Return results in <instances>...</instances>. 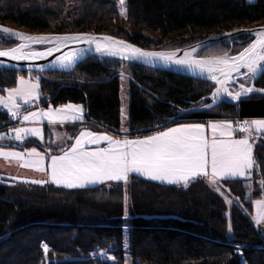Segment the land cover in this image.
<instances>
[{
    "label": "trees",
    "instance_id": "trees-1",
    "mask_svg": "<svg viewBox=\"0 0 264 264\" xmlns=\"http://www.w3.org/2000/svg\"><path fill=\"white\" fill-rule=\"evenodd\" d=\"M263 24L264 0H126L124 14L116 0H0V25L30 34H107L148 50L184 48L213 34ZM248 42V36H241L196 55H233ZM15 45L0 33V49ZM28 74L0 70V94L15 87L18 76ZM37 75L40 107L81 105L86 112L84 126L110 133L121 130L122 76L129 94L128 131L160 125L180 109L202 106L208 102L202 98L214 88L104 57L85 58L69 73ZM249 82L244 81L245 86ZM255 86L264 88V72ZM1 110L0 132L19 126L18 119L11 120ZM235 118L264 119V97L222 103L176 123ZM17 142L7 139L0 146L32 147L45 153L64 148L51 144L47 130L41 140H27L22 147ZM255 159L253 176L261 182L259 192L255 187V194L249 196L250 188L242 180L221 184L237 197L228 217L223 214L222 197L202 179L182 187L131 176L126 216L121 182L67 189L20 183L0 174V264H124V229L129 234L131 264H264V227L256 228L250 219L252 201L264 198V143L257 147ZM94 252L114 259L93 256Z\"/></svg>",
    "mask_w": 264,
    "mask_h": 264
},
{
    "label": "snow or ice",
    "instance_id": "snow-or-ice-1",
    "mask_svg": "<svg viewBox=\"0 0 264 264\" xmlns=\"http://www.w3.org/2000/svg\"><path fill=\"white\" fill-rule=\"evenodd\" d=\"M0 31L25 42L9 51H0V57H8L16 61L51 56L54 50H60L62 44L67 46L73 41H84L90 45L95 44L96 53L108 57H119L130 61L140 60L145 63L159 60L175 65L179 69L206 72L208 78L216 85L212 93L214 102L224 96L235 101L242 95L258 91L254 87H246L244 83H240L239 91L233 93L229 90V85L238 83L239 77L254 80L259 71H264V29L249 33L256 39L238 55L202 60L190 58L191 54L198 50L197 48L185 51L183 57H177L175 52H145L107 36L102 38L90 35L33 37L9 33L8 29H0ZM233 35L228 34L227 38L231 39ZM219 39L221 38L212 37L198 47L205 48ZM101 40L103 43L98 42ZM45 43H53L54 48L49 47L41 52L25 51L31 44ZM81 51L83 50L73 49L62 59L57 58V62L61 67H71L79 59ZM241 69L246 71L241 73ZM38 88V82L31 83L29 80L20 78L18 87L8 90L6 98L0 97V105L6 108L13 118H16L21 107L17 98L24 105H29L38 99V95H34ZM121 114L123 117V109ZM83 118V109L69 104L56 109L49 108L47 111L28 112L23 116V121L38 124L46 119L50 124L69 121L75 124ZM166 123H176V118ZM207 128L211 130V139L208 138L206 126L203 123H176L174 127H167L165 130L156 131L153 135L135 139L82 130L66 151L61 150L62 154L58 155L50 154L46 168L45 155L38 152L36 148H32L28 153L30 157L34 156L36 159L26 166L34 167L37 171H45L52 184L67 189H82L105 182H127L131 173L169 185L183 183L185 187L200 177H209L210 183H215L219 178L247 179L251 175L250 170L254 164L249 139L253 131L264 134V120H253L250 123L245 121L238 128H233L230 122H213L208 124ZM14 131L15 139L21 142L29 135L41 137L40 127H17ZM121 131L127 132L128 129L122 124ZM237 131L246 135L235 139L234 133ZM89 145L94 147L89 149ZM0 156L23 158V153L0 150ZM30 183L43 184L45 181L33 180ZM228 202L231 203V201ZM253 206L255 208L253 220L257 225L264 224V198L255 200ZM229 231H231L230 226ZM47 251L45 246V252ZM100 255L103 257L106 253L102 252ZM106 258L114 259L111 256Z\"/></svg>",
    "mask_w": 264,
    "mask_h": 264
},
{
    "label": "water",
    "instance_id": "water-1",
    "mask_svg": "<svg viewBox=\"0 0 264 264\" xmlns=\"http://www.w3.org/2000/svg\"><path fill=\"white\" fill-rule=\"evenodd\" d=\"M0 29H8L9 33H19L23 36H33V37H49V36H71V35H90V36H96V37H112L114 40H119V41H123L126 44H129L135 48H138L142 51L145 52H175L177 57H183L185 51H191L192 48H197L198 50L195 53L191 54V59H198V60H202V59H212L215 57H200L197 56L196 54L203 50L206 49L214 44H218V43H222V42H228V41H233L235 39H237L238 37L241 36H248V44L244 47L247 48L252 42L253 40L256 39L255 36L253 35H249V33L255 32L257 30L260 29H264V24L263 25H259V26H253V27H240V28H235L232 29L230 31H225L219 34H213L208 36L207 38H205L204 40H201L199 42H196L192 45L186 46L184 48H179V49H174V50H148V49H143L137 45L132 44L129 41H126L124 39H120L117 37H114L112 35H107V34H98V33H66V34H50V33H31V34H24L22 31L20 30H16L14 28H10L7 26H3L0 25ZM1 34H4L6 36H8L9 38H11L16 45L11 47V48H5V49H0V51H9L13 48L18 47L21 43H25L24 41H21L20 39L16 38V37H12L10 36L8 33H4L2 31H0ZM228 34H234L233 37L231 39L227 38ZM212 37H219L221 39L212 42L209 46L205 47V48H199L198 46L200 44H202L205 41H208L210 38ZM103 43V41H98ZM49 47H53L54 48V44L53 43H45V44H31L30 48L25 49V51H36V52H41V51H45L47 48ZM242 48L239 52H237L236 54H233L231 56H236L238 55L241 51H243ZM73 49L75 50H83L81 51L80 57L79 59L71 66L68 68L65 67H61V65L57 62V58H63L66 54L70 53ZM88 57H99V58H112V59H116L120 62L123 63H127V64H133V65H137V66H141L144 68H148V69H152V70H156V71H161V72H166V73H170V74H174V75H178L181 77H186L192 80H196V81H202V82H206V83H210L214 86V88L212 89L211 93L205 97L202 98V101H208L206 104L202 105V106H197V107H189L186 109H180L178 111V113L174 116H172L171 118H169L166 121H171L173 120V118H176V121L181 119L182 117L189 115V114H197L200 112H205V111H209L215 107H217L218 105L222 104V103H226V104H238L241 101L251 97V96H263L264 97V91H259V90H264V88H259L255 86V83L257 81V79L262 75V73L264 71H259L256 75V78L250 79L249 85L246 87H254L255 89H257L258 91H255L253 93L247 94V95H242L238 100H231L229 97L224 96L222 98L217 99L215 102L213 101V96L212 93L215 91V82L210 80L208 78L207 73H201L199 71H188L186 68L185 69H179L177 68V66L175 65H171V64H166L164 62H161L159 60H156L153 63H145L143 61L140 60H122L119 57H108L102 54H98L95 51V44H88L84 41H73L71 42L69 45L64 46L63 44L60 46V50L59 51H53V54L51 56H45L42 57L40 59H36V60H22V61H16V60H12L8 57H0V70H9V71H16L19 73H37V74H42V73H47V72H58V73H69L71 72L76 65L82 61L85 58ZM31 69V71H30ZM245 69H241V73L245 72ZM239 79V78H238ZM230 85H236V87L238 88L237 91H239V84L238 83H232ZM229 85V86H230ZM229 90L231 91L230 87ZM236 92V91H235ZM233 92V93H235ZM206 105H211V107H206ZM166 121L160 125H156L153 127H149V128H144V129H139V130H134V131H127V132H122L121 130H115L113 131L114 134L119 135V136H132V135H141L142 133L146 132V133H150V132H154V131H158L160 129H163L165 126H167L170 123H166ZM146 130V131H145ZM256 139L260 140L262 143H264V136H258L255 135L254 136ZM6 148H13L16 149V146L14 145H9V144H5Z\"/></svg>",
    "mask_w": 264,
    "mask_h": 264
},
{
    "label": "crops",
    "instance_id": "crops-1",
    "mask_svg": "<svg viewBox=\"0 0 264 264\" xmlns=\"http://www.w3.org/2000/svg\"><path fill=\"white\" fill-rule=\"evenodd\" d=\"M25 79H27V77H25ZM30 80L32 81V78H30ZM36 95H38V94L36 93ZM39 97H40V92H39L38 99H39ZM38 99L32 101L29 105H24L22 103V101L17 99V102L21 104L20 112L17 114V117H16V119H18V121L21 122V126L20 125L19 126L20 127H40L41 128V137L42 138L41 137H33V136L29 135V136H27V140H31V139H33V140H36V139L37 140H41V139L44 138L45 132L47 130V134H49V136L51 138V144L55 145L57 147H61L62 146V147H64L62 150L66 151L67 148L70 147L71 144L75 142V137L82 130H89V131H92L94 133H107L108 135H116L114 133L106 132V131L99 130V129L93 130V129L89 128V127L84 126V124L86 123V112H85V109L81 105H75V104H71V105L80 106L83 109V114H84L83 120L82 121H77L75 124H73L71 121H69L67 123H52V124H50V123H48V121L46 119L41 121L38 124L37 123H33L31 121H23V116L27 115L28 112H31V111H47L49 108H52V107H46V108L45 107H40V105L38 103ZM67 105H69V104H67ZM2 108H4V107H2ZM59 108H61V107H59ZM5 109L6 108H4V110ZM52 109H56V108H52ZM7 113H9L8 110H7ZM253 120H264V119H251V120H247V122L250 123ZM213 122H215V123L230 122V120H225V119H223V120H205V121H201V122H187V123H203L206 126V134H207L208 138L211 139L212 133H211V130L207 128V125L210 124V123H213ZM81 125H82V127H79L78 129H76V126H81ZM174 126H176V124L171 126V127H174ZM165 129L166 128H163V129H160V130H165ZM53 130H57L56 132H54L56 135L53 134ZM155 132L156 131L150 132V133H148L146 135H132V136H127V137L129 139H135V138H138V137L142 138V137H145V136H148V135H153ZM255 135L264 136V134H257L255 131H253L252 135H251V138L249 139V143L251 144V147H252V159L254 161V164H253L252 169L250 170L251 171V175L247 179H245V178H228V179L225 180V179L219 178L215 183H210V178L209 177H200L198 179H202L208 185L210 184L212 186L215 185V184L219 186V185L222 184L223 181L242 180L244 185L247 188L251 189V187H253V188L257 187V189H258L257 191L259 192L261 190V182H260V180H258V178L253 176V173H254L255 168H256V159H255V157H256V149H257L258 146L261 145L262 142L260 140L256 139L254 137ZM121 137H124V136H121ZM235 139H240V138H235ZM101 146H106V145L101 144ZM88 147H89V149H91L94 146L89 145ZM2 149H5V147L0 146V150H2ZM38 152H40V151H38ZM40 153L45 155L44 166L46 168L47 163L50 160V154H57L58 155V154H62V151L59 150V151H57L55 153H45V152H40ZM10 158H12V157H10ZM29 159H31V160L29 161ZM34 159H36V157H34V156H32L30 158L28 156H26L25 158H19L20 163H19V167L18 168H19L20 172L24 173L25 176L24 175H19L20 173L16 174V175H14V176H16L15 181L20 182V183H25L24 181H29L26 184H34V183H30V181L41 180V181H45V183L39 184V185L51 184V185L56 186L55 184H52L50 182V178H49V176L47 175V173L45 171H37L34 167L26 166V165L30 164V162L32 160H34ZM209 171H210V169H209ZM0 174H4V173H0ZM131 176H137V177L144 178L146 180H150V179L146 178L145 176H142V175H139V174H136V173H131V174H129V177H128V180H127L126 183H129V180H130ZM150 181H152V180H150ZM251 181H253V183ZM153 182L158 183V184H163V185H169V184L161 183V182H158V181H153ZM192 182L193 181H191L188 185H190ZM111 183H116V182H105L103 184H96V185L89 186L87 188L108 187L109 184H111ZM121 183L124 184L125 182L121 181ZM178 185L184 187L183 183L178 184ZM60 187H62V186H60ZM62 188H64V187H62ZM250 189L247 191V193L250 192ZM254 201L255 200H253L252 203Z\"/></svg>",
    "mask_w": 264,
    "mask_h": 264
},
{
    "label": "rangeland",
    "instance_id": "rangeland-1",
    "mask_svg": "<svg viewBox=\"0 0 264 264\" xmlns=\"http://www.w3.org/2000/svg\"><path fill=\"white\" fill-rule=\"evenodd\" d=\"M256 0H246L247 3H255ZM116 3H117V8L120 12V14H124L125 11H126V0H123V5H121V0H116ZM24 34H30V33H27V32H23ZM227 56H231L230 54H225ZM225 55H221V56H212V57H223ZM27 79H25V76H18V79H17V82H16V86L11 88V89H14L16 87H18V80L20 78H23L25 80H29L31 83H37L38 82V75L37 74H33V73H29L28 75H26ZM30 78H32V81L30 80ZM239 82L238 84L240 83H244V81H247L248 79H245L244 77H239ZM231 91L232 92H235L238 90V88L236 87V85H230L229 86ZM10 90V89H8ZM8 90L4 93V94H0V97H4L6 98L7 95H8ZM39 88L37 90V94L39 96ZM34 95H36V93H34ZM19 99V98H17ZM19 101V100H18ZM119 105H120V127L122 128V124L123 126L125 127L126 126V122H127V119H128V108H129V94H128V87H127V80L124 76H122L120 78V89H119ZM3 106L0 105V109L2 108ZM4 109V108H2ZM123 109L124 111V114H123V117H122V114H121V110ZM6 110V109H5ZM7 111V110H6ZM20 112V109L18 111V113ZM19 125L21 126V122L19 123ZM20 126H15V127H12L10 129V132L7 133V132H0V144H2V141H5L8 139V136L9 135H12V137L15 139V129L17 127H20ZM57 130H53V134L56 135L54 132H56ZM27 140V137L21 142V141H18L17 143H19V147L21 146L22 147V144ZM32 147H29L27 149H23V150H17V149H13V148H5V149H2L4 152H11V151H16V152H20V153H23V155H26L30 158V156L28 155V153L31 151ZM25 156V157H26ZM31 159H29L30 161ZM19 163H20V160L19 158H16V157H5V156H0V173H4L3 175L4 178H11L15 181L16 179V174H19V175H24L23 172H20L19 170ZM22 163V162H21ZM11 176V177H10ZM25 176V175H24ZM253 183V181H251ZM209 186L211 187V189L216 193L218 194L220 197H222L223 201H224V207H225V210H224V215L225 216H229V214L231 213L232 209H233V205H235L237 203V197L234 196V194L228 189V187H225V186H222V185H210ZM185 187V186H184ZM254 189L253 187H251V190L250 192H248V195L249 196H252L254 195ZM128 201H129V187H128V183H124V197H123V212H124V215H126V213L128 214ZM228 201H231V203H229ZM255 215V208L253 207V210H252V213L250 215V219L253 223V225L258 228V229H261L264 227V224H260V225H257L256 222L253 220V216ZM227 235H231L230 232L227 233ZM123 245H124V253H125V261H124V264H131V259H130V256H129V234H128V230L127 229H124L123 231ZM44 251H45V247H44ZM100 253L102 252H94V254L96 256H101ZM93 255V256H95ZM104 258L107 257V254L106 256H103ZM242 264L243 261H242Z\"/></svg>",
    "mask_w": 264,
    "mask_h": 264
},
{
    "label": "built area",
    "instance_id": "built-area-1",
    "mask_svg": "<svg viewBox=\"0 0 264 264\" xmlns=\"http://www.w3.org/2000/svg\"><path fill=\"white\" fill-rule=\"evenodd\" d=\"M1 111H2V113H6V111H5L4 109H2ZM9 118H10L11 120L16 119V118H13V117L11 116V114H10ZM245 121H247V120H245V119H238V118H235V119L230 120V122H231L233 128H238V127H239L241 124H243ZM17 125H19V123H17ZM9 131H10V130H8V133H9ZM245 135H246L245 133H240L239 131H237V132L234 133V137H235V138H243ZM8 139L11 140V141L17 142V140L14 139L11 135L8 136ZM23 158H25V155H23ZM93 255H95V254H93ZM95 256H96V255H95Z\"/></svg>",
    "mask_w": 264,
    "mask_h": 264
}]
</instances>
